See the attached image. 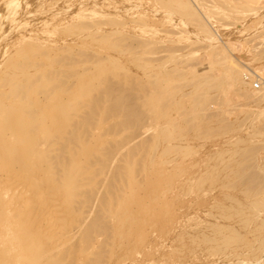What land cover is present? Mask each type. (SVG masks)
<instances>
[{"label":"rangeland","instance_id":"374dc122","mask_svg":"<svg viewBox=\"0 0 264 264\" xmlns=\"http://www.w3.org/2000/svg\"><path fill=\"white\" fill-rule=\"evenodd\" d=\"M59 1L61 2V0ZM59 1H56L55 3L52 2L54 3L55 7L49 6L53 5L52 3L48 4L49 9L47 8L46 13L50 12V7L55 12L51 10L50 14L52 16L49 14L50 18L48 20L50 22H45L43 25L44 27L40 28V32L42 36L44 35V38L42 37L44 40V45L46 44V46H48L49 44H51L48 47H57L53 48L56 51H53L52 49V52L50 53L53 60L56 61V64L50 66L48 70V73L53 76V79L50 81V83H56L55 81L61 80L63 81L61 84L62 89L68 90L69 88L70 91L68 90V92H66L61 89V85L59 84L61 82H57V85L59 84L60 87H56L55 93H59V95L58 93H56V95L59 97V99L60 97L62 98L60 100H62L63 103H68L69 101L71 102V105L73 103L72 101H75V104L77 103V105H75L74 107L72 106V108H74L75 110L73 112L70 111L71 113H68L70 115H72L73 113V120L75 119V121L71 124V126H64L60 118L59 121L58 119H56V122L54 121L55 126L51 129V135L47 136V139H45L46 143L44 141L42 142L44 144L43 148L48 151V153L46 152V154L43 153L45 149H37L38 151L36 149H32V142L27 146L30 151L34 150V152H32L33 155L29 157H25V155L21 151L17 153V156H9V151L12 150L8 149L10 148V144L8 145V147H1L2 149L0 148V217H4V219H10L12 217L14 221L17 222L18 226L22 225L24 229L21 231L20 236H23L24 238L36 233L38 238L41 240V244L40 247H37L33 253L41 254L56 246L57 250L55 252L58 253V256L56 257H58L61 262L64 261L65 264H115V262L116 264H264V250L261 249V251L259 249L260 247H264H262V245L259 247V245L261 244L260 241L264 240L262 239V237H264V212L250 214L244 219V222L247 223V228H243V230L241 231L246 235V238L248 240L245 239L239 243L232 236L231 229V225L234 226V222L236 221L235 216L237 214V211L235 209H224L222 207L216 210L211 208L214 200L220 199L223 194H235V188H218L219 191L215 188L216 191L210 190L211 192L209 191L208 195L204 192H199L198 194L189 193L188 186L186 191L188 180L184 174L180 175L181 172L179 168L176 169L177 171L175 169H173V171H167L166 169H162L159 171L158 168L161 165H159L158 162L156 163V161H154L155 159L153 158V163H148L149 170L147 169V171H145L142 167V169H140L143 171L139 169L144 159L146 162L148 159L152 161L150 159L152 158V149H150L151 145L148 143L151 141L150 139L155 138L159 134H163L164 130L168 128L165 127L164 124H168L170 127H172V125H170L171 123H165V120L167 118L165 119L161 117V119L155 113L154 116H151L154 111H150L149 105H151L150 101H152L155 96L156 99L157 96L161 97L162 95L165 98V94L166 97L170 96L168 98L170 100L169 102H173L171 106L172 109H174L173 107L179 104L178 102H181L183 104V108L185 107L184 109L181 107L182 104L180 103V106H177L178 109H174V111L176 110L175 113H173L172 110V115H175L174 117L178 118H174L177 120V123L173 121L175 123H172L174 124L173 127L178 124V126L180 127V131L183 127L181 131L182 133L184 132V128L187 132L189 129V134H191V136L195 133V131L194 133H192L193 129L198 128L197 131H199V134L197 131L196 132L201 136L202 139H194L192 141L193 145L197 146L198 148L197 152L199 154L195 156L196 158H206V161L209 163V165H215L216 156L219 151L229 150V148H232L231 144L233 136L231 135H234L232 132H224L221 123L219 125L218 121H216L217 124H215L214 121L216 120V118H218L220 114L222 115V113H224L229 120H234L236 117H238L243 108L244 110H246L247 108V111L249 110L255 112H259L263 108H261L260 106L253 107V105H251L252 101L250 102L247 99L245 101L242 96H239L238 91L234 86L232 87V89L231 86L228 87L226 83H224L223 86L226 85L227 87L225 86L223 87V89L219 88L217 92L222 91L223 94L225 90V92H229L231 101L228 102V104L226 103L225 96L222 94V92L221 94L217 93L214 103L211 101L206 102L202 100L205 99V95L202 92L199 94L195 90H193L192 88L195 89V87H193V83L196 84V82L202 80L204 74L206 75L212 73L211 75H222V68L221 66L214 63V50L212 52V49L208 45L209 43L207 42V40L202 37V35L200 38L199 32L197 31V29H195L194 26L193 32L191 31V25L193 23L188 21L189 24H185L180 28H183L181 30L182 34L181 32H177L175 33L176 36L174 35L172 28H176L174 31H177L178 28L174 25H176L177 22L178 24H181V22L179 21L181 19V21H183L185 18H180V14L176 15L175 13V19L172 20V18H174V12L170 14L171 16L168 14L170 16L168 17V15L165 14V11L162 8L160 9L159 0H70L74 1L71 3H68L67 0H62V3H59ZM224 1L225 2H223V7L230 10V14H232L231 18L229 19H233L231 21L235 22H232L231 25L229 24L230 27H228L229 25L226 24L228 30L224 29L225 31H222V33L224 34L222 35L221 40H229V43H231L233 46V48H231L233 54H238V57L243 61L245 59L248 60L247 62L245 60V62L249 64L252 69L260 72L259 74H264V60H262L264 58H259V60L257 59V61L255 59L254 61H250L252 60L251 56L257 53V55L263 53L262 57H264V0ZM36 3L37 1H35V4ZM63 3H65V5L61 6ZM220 3H222V0L220 1ZM78 12H81L82 14H77ZM102 12L103 14H101ZM52 13H55V16ZM45 15L47 16L48 14ZM56 16L58 17L54 20L53 18H55ZM167 17L168 20H166ZM57 19L59 20L57 21ZM229 19L225 20L230 23ZM143 22L145 23V26L143 25ZM160 22L162 23L160 24ZM73 23L74 27H71L73 28L72 31L71 29H69L70 31H67V27ZM157 25L160 29H165L166 27V31L164 32L161 29L162 32L160 33V35H154V32L149 33L150 27H154ZM54 26H56V28L59 26V29L56 30L55 28L54 30ZM45 27L47 30L45 29ZM145 27L148 28L146 29ZM169 27L172 30L170 32H173L172 34L168 32V30L170 29L167 28ZM45 31L47 36H45ZM145 31L147 34H149H143L145 33ZM184 31L188 35L184 33ZM48 32L53 33L50 34ZM55 35H57L58 37ZM150 35L152 37L154 35L155 37L152 38ZM48 37H51L52 42L49 41L50 39ZM189 37L191 40L189 39ZM62 38L64 41L62 40ZM162 38L170 39L163 40ZM160 39L161 41L163 40L164 43L160 42ZM170 40H175V42H178L173 43V41H171V44ZM188 40H190V42L192 43L189 42V44L188 42H185ZM142 41H145L146 43ZM149 41L155 42L156 44ZM147 42L149 43L147 44ZM139 43L141 47L144 46V48H150V50L148 49L147 51H145L146 49L138 46ZM150 43L152 44L153 48L151 45L149 47ZM167 43L168 45L171 44V46L174 45L173 49H175V51L172 50L171 46H169L171 47V49L169 50ZM158 45L160 48L158 47ZM161 45L165 46V48L167 47L165 50L166 56L175 54L174 58L170 61L171 64L168 63L169 65H167L166 67L172 68L173 64L175 65V67L176 64L180 65H177V68L179 67V69H177V73H175L176 69L174 68V74L172 72L171 77L173 78L177 74H179L175 77L176 79L174 78V83L179 82L184 85L186 83V86H184V88L186 87L185 90H182V97L180 96V91L179 96L177 94V97L175 96V98H171L175 95V92H172L173 90H170V87H172V85L170 86L165 83V85L163 83L162 85L164 87L168 86L167 89L171 91V94H168V92L166 93L167 89L165 87V89L162 88V90L164 89V93L162 92V94L160 93L161 90L159 92L156 90V92L160 93L161 95L154 94L155 96H149L152 91L146 81L148 80V76H145L146 74H143L144 76L141 73L140 75L142 76L138 74L139 72H141L137 69L138 51H143L144 49V52H142L144 54L139 53L143 55V58L147 57L148 54L151 55L154 52L158 54V57H163L165 56V51L161 52V49L164 50L165 48H162ZM183 46L184 48L183 50H181ZM176 48H178V50ZM151 49L153 52L151 51ZM153 49L156 50L154 51ZM233 49H235L236 51ZM34 50L37 51V49ZM145 52L148 53L146 54ZM176 53L180 56H177ZM183 53H185V56H191L190 58L186 56V62L184 60L185 56L183 55ZM157 54L155 58H158ZM150 55L147 58L153 60L154 57L151 58ZM234 56L236 55L234 54ZM181 57L183 59L182 62L180 61ZM188 58L191 60H188ZM147 60L145 61L147 62ZM164 69L165 68H157L156 71H152V73L154 75L155 72L158 73L159 70L161 72ZM181 69L182 71L179 72V70ZM184 69L186 74L188 70L196 71L197 74L200 72L199 70H201L203 74H199L202 77L200 78L199 75L195 74V81L193 80V76L191 78L188 77L189 79H187V75L185 74ZM83 72V76H85V72H88L84 80L81 79L82 77L79 78L81 76L80 74ZM183 75L186 76V78L182 81L180 80L181 82L178 81V78H180V76L182 77ZM74 76L75 78H73ZM184 76L182 78H184ZM86 79H89V81L91 79L89 84L91 82H93V84L91 83L88 87H85L83 83H85ZM68 85H70L71 88ZM72 85H74V88L72 87ZM82 85H84V88L87 91H89L88 89L90 88V90H92V94H88L87 96L85 95V97H83L84 95L81 96L80 94L84 93V91L83 93H81L80 88L82 87ZM139 85H142L144 89L139 87ZM162 85H160V87ZM188 85H190V87ZM76 87H78V89ZM180 88L181 87L179 86V90ZM71 89L73 91H71ZM146 89H149L150 92L148 90V92L145 91ZM44 91L45 88L38 87L37 89H33L30 91V97L34 100L40 99L41 101H43L45 99ZM190 91H194L197 95H195L194 97V92H192V96L195 99H193L192 96H189L188 93H190ZM70 92H73V97H71L72 95L69 94ZM144 92L146 93L144 94ZM67 93L69 96L67 95ZM77 93L79 96H74ZM187 94L188 96H186ZM65 95H67L66 97L68 98V101ZM70 97L71 100L73 98L72 101L70 100ZM150 97H152V100ZM160 99H162V97ZM190 101H197L198 103H200L199 105L202 104V106L198 105L199 107L197 108H195V106L194 111L193 109H191V106H193V104ZM201 101H203V103H201ZM167 102L168 101L166 100L164 103L166 104ZM164 103L162 104L165 105ZM167 106H170V103ZM258 107H260V110H258ZM187 108L191 109L193 112L191 110H188ZM186 109L188 111H186ZM176 112H178V114H176ZM149 113H151V115ZM184 113L186 114L184 115ZM180 115L183 116V119L187 117L186 122H188V124L184 122L185 120L180 118ZM45 116L47 117V121L52 126V112L48 111ZM191 116L193 118L188 120V118H190ZM168 118H171V115H169ZM85 119L88 120V122L84 121ZM162 120L164 122H162L163 125H161L165 127L164 129L162 126L160 127L159 123ZM204 120H206V122ZM153 121L154 124L151 123ZM209 121L211 125L209 124ZM184 124L186 125V127ZM154 125L159 126L160 128L158 129H161L162 131L160 130V132ZM178 128H176V131L179 132ZM141 130H145L147 132H142ZM250 131L251 130L247 128L245 131H243V133L246 136ZM40 132L42 135L40 134ZM42 132L43 131L38 130L35 137L39 136L37 139L42 137L45 131L43 133ZM153 134H156V136ZM134 136L137 137L135 138ZM149 137L151 138L149 139ZM112 140H116V143H114L113 145L110 144L111 146L107 147L108 143H113ZM144 140L147 141V143L149 144L148 146H146L147 143ZM119 142L120 144H122L121 146L126 145L124 146L125 148L121 147ZM141 142H143V147L146 144V148L144 147L145 150H143L145 151V154H143V151L141 150V153L143 154L142 157L144 158L143 160H140L142 157L138 159L139 162L141 161V164H139L138 162L139 165H137V188L133 191L134 197H132V200L134 199V201L131 200V207L135 213L137 225L134 227L132 234L122 236V240L125 241V245L122 249H117L115 241L117 235L113 230V220L107 217V215H105L107 214L106 211L97 205L107 198L108 191L113 184L115 173L119 170L121 171V163L124 154H126L127 150L135 148V146L141 147ZM227 142H230L231 144H228ZM126 143H128V145ZM67 145H73L72 149H79L83 153V155L77 158L79 160H82L81 162L84 163L85 167L83 168L85 171H82L85 172V174H83V172L82 174L85 176L83 179H80V181L82 180V185L80 184L82 190H80L81 192L78 190L80 193L78 192L79 194L76 195V197L78 196L77 198L79 199V197L82 198L83 196H87L88 198V196L90 195L91 197L92 194V196L94 197H91L92 200L89 197V202L85 201L86 198H82L87 204L89 203V206H86V203L84 201H82L81 204V199H76L77 201H79L78 203L81 206L76 202V200H73L72 203L75 201V204H72L70 201L71 199L68 197V195L66 194L67 197L65 196L63 189L59 190V176L57 177L56 173L60 174V172L54 173L55 168L53 158L54 155L56 156L58 153L63 154V156L65 157H68L69 153H65L64 151L65 148L70 147ZM80 146H83V149H80ZM118 147H120V149ZM143 147H141V149H143ZM6 148L9 151L6 150ZM59 148H64V150L62 151V149ZM138 149L140 150V148ZM243 149L244 151H241L237 154L236 160L230 158L226 162V166H230L231 168L234 167L237 170L230 176L227 175L225 171L218 172L217 175L220 174L219 176L221 177L229 178L227 179L230 181L229 186H234V184H237L236 177L238 175L242 174L244 171L251 172L252 177L255 178H252L251 182L253 197L249 198L250 200L264 202V139L259 138L254 140H247V142L243 146ZM146 150L149 152H146ZM2 151H4V154ZM139 152L137 151V153ZM153 152L156 151L153 150ZM146 153L149 156H147ZM155 155H157V153ZM106 156H110L108 157L110 160H107ZM104 158L106 159L108 164H105L106 161ZM89 159L92 160L90 161L92 163L90 165L87 164V161H89ZM102 160H104L103 163L106 167L104 166V164L102 165ZM149 164L151 165L149 166ZM87 165L88 167H86ZM154 166H156V168ZM101 167H105L104 170H102L99 175L95 176V173L99 172V170H101ZM150 169L153 171H151ZM157 173L160 175H158ZM166 181L169 185V188L167 184V187L165 186V184H163ZM182 181H184L185 183H182ZM246 183H248L247 178H243L239 185L243 186ZM162 185H164V187ZM93 186L97 188L94 187V189ZM88 188L91 189V191ZM85 189L89 190L91 193L88 192L89 194H87ZM173 197L175 198L174 200L172 199ZM241 198L243 199L244 197L241 196ZM88 199L86 200L88 201ZM226 203H228V199L225 204ZM82 208L84 209L82 210ZM213 211L216 214L214 216H212L211 214ZM99 215H104L103 217H106L103 220L101 219L102 217L98 218ZM95 218L96 220L94 221ZM98 219H101L104 223H101L100 221L98 225ZM93 222L95 223L93 224ZM95 225H98V228L100 229L102 228V234L96 233V231H94L92 227L96 228L97 226L95 227ZM89 227L93 230H91ZM211 227H213L217 232L218 230H223V235L221 237L227 235L228 238L226 237V239L221 241V239L216 240L214 238L217 236V234L212 237L204 236L203 232L205 230L208 231ZM6 229V226L0 225V232L5 233ZM89 229L91 231H89ZM86 230L88 231V233H91L92 231L93 232L90 236H86L85 234L86 239H84L85 236L83 237V235L87 232ZM218 237L220 238V236ZM248 241L250 242L253 249L256 250L257 248L254 247H259L256 252L257 254L255 252H253L255 253V255L253 253L250 254L249 249L248 251L247 249H242L240 251L237 250V246L240 245L243 247V245H246ZM238 243L239 245H237ZM258 250H260L261 253H259Z\"/></svg>","mask_w":264,"mask_h":264},{"label":"bare ground","instance_id":"6f19581e","mask_svg":"<svg viewBox=\"0 0 264 264\" xmlns=\"http://www.w3.org/2000/svg\"><path fill=\"white\" fill-rule=\"evenodd\" d=\"M35 1H37L36 4H35ZM56 1H59V0H44V1L43 0H0V148L1 147H8V145L10 144V148H8V149L9 150L12 149V150L9 151L6 148V150H8L10 152V154H8L9 156H14V155L17 156L18 155L17 153L20 151L25 155V157H29V156L33 155L32 152H34V150L30 151L29 148L27 147L28 144H31V142L34 146V147L31 146L32 149H36V150L37 149L38 150L45 149V148H43L44 144L42 142L43 141L45 142L46 141L45 139H47V136L51 135V132H52L51 129L55 126L54 123L56 122V119H58V121H59V118H60L62 120V123L64 126H71V124L75 121V119L73 120V113H72V115L68 114V113H71L75 110L74 108H72V106L74 107L75 105H77V103L76 104L74 103L75 101H72L73 98L71 100V97H73V95H72L73 92L69 93L70 95H72L70 97V100L73 102L72 105H71L70 101H69L70 103L69 102L63 103L62 100H60L62 98L60 97V99H59V97L56 95V93H58V92L55 93L56 87L57 86L60 87V85L62 84L63 81H61V80L55 81L54 80L56 83H53V82L50 83V81L53 79V76L48 73V70H49L50 66L56 64V61L53 60L50 53L52 52L53 48H57V47L56 46L55 47H48L51 44H49L48 46H46V44L44 45L43 44L44 35L42 36L41 32H40V28L44 27L43 26L44 23L49 20L50 15H51L50 14L51 10L54 11L50 7V10H49L50 12L46 13L47 8H48V4H51L52 2L55 3ZM103 1H106V0H103ZM220 1L221 0H159L160 9L162 8L165 11L166 15H168V14L170 15L171 13L174 12L173 15L175 13H176V15L180 14L179 15L180 18L181 17L183 19L185 18L183 21H181L182 19L179 21V22H181V24H178L177 21H174V22H177V24L174 26H176L179 30V31L178 30L174 31L176 28H172L174 35L177 32H181V34H182L181 30L183 28L182 29H180V28L182 26H184L185 24L186 25L189 24V22L193 23L192 25L190 24L192 26L191 31L193 32V29L195 27V29H197V31L199 32L200 38L202 35V37H204L207 40V42L209 43L208 45L212 49V52L214 50L213 53L215 55L214 56L215 62L214 61L213 62L215 64L221 66V68H222L221 69L222 75H220V76H217L215 74L211 75L212 73L206 74V75L204 74L203 75L204 77L202 78V80H200L199 82H196V84L193 83L195 85V86L193 85V87H195V89L194 88H192V89L195 90L199 94L202 92L205 95V99H202V100L206 101V102L211 101L214 103L215 99H216L215 96L217 95V93L221 94V92H222L221 90H219L221 92H217L219 88L223 89V87H225L226 85L228 87L231 86V88L234 86L237 89L239 96L240 97L242 96L245 99V101H246V99L249 100L250 102L252 101L251 105H253V107L254 106H260L263 109L260 110L259 109L260 107H258V110H260V111L255 112V111H249V110L247 111V108H246V110H244V108H243L241 110V113H240L241 115L239 114L240 117L238 115V117H236L234 120H229L225 116L224 113H222V115L220 114L219 117L217 115L218 118H216L214 123L217 124L216 121H218L219 125L221 123L222 129L224 132H232L234 134V135H231V136H233L232 144L230 143L231 141L229 143L227 142L228 144L232 145V148H229V150L219 151L217 153V156H216L215 165H209V163L206 161V158H201V157L196 158L197 154H199L197 152L198 148H197V146L193 145L192 141L194 139L195 140L202 139L201 136L198 135L199 134V131H197L198 128H196V129L194 128L195 130L193 129V132L191 131L192 133H194V131H195V133L192 134V136H191V134H189L190 133L189 129L187 132V131H185V128H184V132L182 133L181 131H182L183 127L181 128V131H180V127L178 126V124L175 125V127L176 126L179 127V128L176 127V128H178L179 132L176 131L175 127H173V125L175 123H177L176 119H178V118L174 117L175 115L174 116L172 115V110H173V113H175V111L178 109L177 106H180L179 104L181 102H178L179 104L176 103L177 106L174 105L175 107H173V108L176 109L174 111V109L171 108L173 102L172 101L169 102L170 100L168 97H170V96L166 97V94H165V98L162 95L161 96L162 99H160L161 97H158V96L156 99V96L154 95V94L161 95L162 92L164 91L165 87L167 89L168 86L164 87L162 85V83L163 84L165 83V84L170 85V86L172 85V87H173V88L170 87V90L171 91L173 90L172 92H175V95L174 96L171 95L172 96L171 98H173V97L175 98V96L177 97V94L179 96L180 91H181L180 96L182 97V94H183L182 90H185L186 87L184 88V86H186V83H185V85L181 84L179 82H178L179 84L174 83V81H175L174 78L176 76H178L179 74H177L173 78L171 77L172 72L174 74L173 70L176 69L175 73H177V69H179V67L177 68L178 64H176V67L173 63H172L173 67L170 66L172 68L166 67L167 65H169L168 63L171 64L170 61L174 58L175 54H171V55L166 56L165 50L167 47L165 48V46L161 45L162 48L163 47L165 48L164 50L161 49V52L165 51V53H164L165 56L158 57V54L156 52H154L152 54L156 53L158 58H155L156 54L155 55L148 54L147 57H149V55H150L151 58L154 57L153 60L148 59L147 57L143 58L142 54H144V53H142V52H144V49H146L145 51H147L148 49L150 50V48H144V46L141 47V45L139 43L138 46L141 48H144V49H143V51H138V53H137V69L141 71L138 74L140 75V73H141L142 75L146 74L145 76H148V78H147L148 80H146V81H147V84L149 85V87L152 91L149 94V96L150 95L155 96L153 98V100H152V97H150L152 101H150L151 105H149V108H150V111L153 110L154 112L152 115H151V113H149V114L151 116H154V113H155L159 118H161V117L165 118V119L167 118L165 120V123L166 124L168 122L171 123L170 125H172V127H170L168 124L167 125L164 124V126L168 127V128H166L164 130L163 134L158 135V133H157L158 136H156V134H153L156 136V137L154 136L155 138L149 137V139L151 138L150 139L151 141L148 143L151 145L150 149H152V155L154 153L153 156L156 157L155 158L151 155L152 158H150V159L152 161H150L148 159L149 162H148V160L146 162L144 159L142 164H141V161L140 162L138 161V159H140L142 157V155L145 154V151H143V150H145L144 147L146 144L143 147V142L140 143V144H142L141 147H143V149H141L140 146L139 147L135 146V148L127 150L126 154H124V156L122 158L121 171L119 170L115 173V175H114L115 177L113 178L114 179L113 184L111 185L110 190L108 191L107 198L105 200H103L102 202H100L101 205H100V203H98V205H97L106 211L107 214H105V215H107V217H109L110 219L113 220V222H112V223H114L113 224V230L115 231V233L117 235V238L115 239L117 249H122L125 245V241L122 240V236L132 234L134 227L137 225L135 213L131 207V204H132L131 200H132V197H134L133 191L137 188V180H136V174H137V170H138L137 165L141 164L140 167L138 166L139 169L142 167L143 170L147 171L148 163H151V162L153 163V158L155 159L154 161H156V163L158 162V164L161 165L158 168L159 171L162 169H166L167 171L168 170L173 171V169L176 170L179 168L180 172H181V174L180 173L179 174L180 175L184 174L188 180V185H186V191H187V186H188V192L189 193H197L198 194L199 192H201V193L204 192L205 194L207 193V195H208L209 194L208 192L210 190L216 191V189H218V188L219 189L220 188L221 189L222 188H228V189H230V188L234 189L235 188L236 189L235 194H223V196L220 197V199L214 200L213 204L212 203H209V204H212L211 208H213L215 210L222 207L224 209H235L237 211V214L235 216L236 221L234 222V226L231 225V229H232V236L239 243L245 239L248 240L246 238V235L243 234L241 231V230H243V228H247V226H246L247 223L244 222V219L246 217H248L250 214L264 212V202H260L257 200H250V198H249V197H253L252 188H251V182H252L253 177L251 175L252 174L251 172L244 171L242 174L238 175L236 177V183L237 184H234V186H232V185L229 186L230 181L227 180L229 178L221 177V176H219L220 174L217 175L218 172L225 171L227 173V175L230 176L231 174H233L237 170L234 167L231 168L230 166H226V162L230 158L231 159L233 158V160H236L237 154L241 151H244L243 146L245 145L247 140H254V139H259V138L264 139V90L257 89L255 87V83H254V77H255L256 73H260V72L252 69L251 66H249V64L246 63L248 60H246L245 57H244V59L246 60V62H245V60L243 61L241 58H239L238 54L234 53L236 55V56H234V54L232 53V49H231V48H233V46L231 43H229V40L228 41H225L224 39H223V41L221 40L222 39L221 37L224 34V33H222V31L224 29L228 30L227 25H229V24L231 25L232 22H235V21H231L233 19H231V20L229 19V18H231L232 14H230L231 13L230 10L225 9V7H223V2H225V1L222 0V3H220ZM67 2L71 3L74 1L67 0ZM54 3H52L53 5H49V6H54ZM59 3H62V0H61V2L59 1ZM65 3H63L61 6L65 5ZM33 4H35V5H33ZM262 9H263V7H262ZM58 10H60V9H58ZM259 11H261V10H259ZM45 14H48V15L46 16ZM52 14H54V16H55V13H52ZM77 14H82V13L78 12ZM101 14H103V12ZM169 15H168V17L171 16V15L170 16ZM57 17L58 16H56L53 19L55 20ZM168 17L166 20H168ZM173 17L174 18L171 17L172 20L175 19V15ZM176 18H178V17H176ZM225 19L226 20L229 19L230 23L227 22ZM234 19H235V17H234ZM54 20H52V21H54ZM58 20L59 19H57V21ZM163 20H164V18H163ZM185 20H187V21H185ZM48 22H50V21H48ZM55 22H54V24H55ZM161 23L162 22H160V24ZM144 24L145 23L143 22V25ZM156 24H158V23H156ZM71 25L68 26L69 28L67 27V29H68L67 31H70L69 29H71V31H72L73 28H71V27H74L73 26L74 23ZM167 25H168V23H167ZM170 25H171V23H170ZM230 25L228 27H230ZM47 26H49V25H47ZM188 27H189V25H188ZM55 28H56V26H54V30H55ZM141 28H143V27H141ZM45 29H46V27H45ZM57 29H59V26L56 28V30ZM161 29L157 25L154 27H152V26L150 27V31H152V32H150L149 29H148V31H149V33L154 32V35H157V34L160 35V33L162 32ZM167 29H170V30H168V32L172 31L170 27ZM162 30L165 32L166 27H165V29L163 28ZM189 30H190V28H189ZM41 31H42V29H41ZM146 31H145V33H143V32L142 33L147 34ZM186 31H188V30H186ZM173 32H170V34H172ZM48 33H50V32H48ZM52 33H50V34H52ZM184 33H186V32L184 31ZM45 34H46V31H45ZM154 35H153V37L151 35L150 36L152 38H154L155 37ZM45 36H47V34ZM53 36H54V34H53ZM55 36H57V35H55ZM58 36H59V34H58ZM64 36H66V35H64ZM163 36H165V35H163ZM179 36H180V34H179ZM194 36H195V34H194ZM193 37H192V39H193ZM53 38H55V37H53ZM49 39H50L49 41L52 42L51 37ZM165 39L166 38H164L163 40H165ZM168 39H170V38H167L166 40H168ZM189 39H190V37H189ZM62 40H63V38H62ZM163 40L161 41V39H160L159 41L163 42ZM190 40L185 41V42L189 43ZM47 41H46V43H47ZM171 41H173V40H170V43H171ZM142 42H145V41H142ZM149 42H152V41H149ZM149 42H147V44ZM177 42L178 41L175 42V40L173 41V43H177ZM152 43L156 44L155 42H152ZM165 43H166V41H165ZM190 43H192V42H190ZM171 44L168 45V43H167L168 47L171 46ZM56 45H57V43H56ZM150 45L152 46L151 43L149 44V47H150ZM206 45H207V43H206ZM173 46L174 45L171 46L172 50L175 51V49H173L174 48ZM146 47H148V46H146ZM158 47H159V45H158ZM171 47H169L168 49L170 50ZM152 48H153V46H152ZM183 48H184V46L181 48V50H183ZM34 49H37V51ZM176 49L178 50V48H176ZM140 50H142V49H140ZM169 50H167V51H169ZM181 50H180V53H181ZM233 50H235V49H233ZM53 51H56V50L53 49ZM151 51H152V49H151ZM151 51H150V53H151ZM139 53H142V54H139ZM145 53L147 54L148 52H145ZM184 54L185 53H183V55ZM257 54H254L252 56L250 55L252 57L251 58L252 60H250V61H254V59L257 61V59L259 60V58L260 59L264 58V57H262L263 53H261L260 55H257ZM178 55L179 54H177V56ZM186 56L184 57L185 62L187 60L186 58L189 57V55L187 57ZM145 58H147L150 61H148ZM189 58H188V60H191ZM176 59H177V57H176ZM145 60H147V62ZM182 60L183 59L181 57L180 61L182 62ZM262 60H264V59H262ZM185 62H184V64H185ZM175 63H176V61H175ZM192 65H194V64H192ZM178 66H180V65H178ZM157 68L158 69L159 68L160 69L165 68V69L162 70L161 72L159 70L160 73L155 72L157 74L154 73V75H153L152 71H156ZM182 68H184V67H182ZM191 68H193V67H191ZM181 71H182V69L179 70V72H181ZM199 71H198L199 73H202L201 70H199ZM184 72H185V69H184ZM87 73L88 72H85V76ZM199 73L197 74L196 71H192V70H188L187 74L185 72V74L187 75V79H189L193 76V80H194V77L196 76L195 74L199 75L200 78L202 77ZM82 74L84 75V72L80 74L81 76L79 78L82 77L81 79L84 80L85 76H83ZM142 75H140V76H142ZM182 77L180 76V78H182ZM69 78H72V77H69ZM73 78H75V76ZM79 78H76V79H79ZM138 78H140V77H138ZM180 78H178L179 79L178 81L184 80L186 78V76H184V78H182V79H180ZM70 80H73V79H70ZM90 81H91V79H90ZM90 81H89V79L85 80V83H83L85 85V87H88L91 83L93 84V82H91L89 84ZM196 81H198V80H196ZM57 82L58 83L61 82V83H59L60 85L59 84L57 85ZM173 83H174V86H173ZM224 83H226V85L223 86ZM175 84L178 86H176ZM190 84H192V83H190ZM53 85H56V86H53ZM84 85H82V87L80 88L81 93H83V91H84V93H86V94H84V93L80 94L81 96L84 95L83 97H85V95L87 96L88 94L89 95L92 94V90H90V88L89 89L87 88L90 92L87 91L84 88ZM160 85H162L163 87L162 86L160 87ZM68 86H70V85H68ZM73 86L74 85H72V87ZM179 86L183 89L180 88V90H179ZM188 86L190 87V85H188ZM38 87L39 88H45V91H44V94H45L44 98L45 99L43 101H41L40 99L34 100L33 98L30 97V91L33 89H37ZM139 87L143 88L142 85L141 86L139 85ZM158 87H160V88H158ZM70 88H71V86H70ZM76 88L78 89V87H76ZM76 88H75V93H76ZM162 88H164V89L162 90ZM61 89H62V85H61ZM62 90H64V89H62ZM68 90H69V88H68ZM68 90L65 89L64 91L68 92ZM139 90H140V88H139ZM147 90L150 92L149 89H146L145 91H147ZM156 90L158 92L161 90V92H160L161 94L156 92ZM167 90H166V93L168 92V94L169 93L171 94V91L170 90L167 91ZM174 90H177V91H174ZM71 91H73V90L71 89ZM78 91H80V90H78ZM225 91H224V94H223V92H222V94L225 96L226 103L228 104V102H230L231 100L229 97V92H225ZM66 92H64V93H66ZM87 92H89V93H87ZM176 92H178V93H176ZM192 92H194V91H192ZM192 92L190 91V93H188L189 96H192ZM62 93H63V91H62ZM78 93L74 96H76V97L79 96ZM145 93L146 92H144V94ZM184 93H187V92H184ZM188 94L186 96H188ZM58 95H59V93H58ZM67 95H68V93H67ZM67 95H65V97ZM141 95H142V93H141ZM141 95H140V97H141ZM193 95L195 97V95H196L195 92L193 93ZM194 97H193V99H195ZM163 98H164V100H163ZM66 99L68 101L67 97H66ZM179 99H178V101H179ZM162 100H163V102H162ZM166 100L168 101L166 104L168 105L170 103V106H167L164 103ZM198 101H200V100H198ZM203 101H201V103H203ZM190 102H192V101H190ZM162 103H164L165 105H163ZM192 104H193V106H191V109H193L194 111H195V108L202 106V104L199 105L200 103H198L197 101L196 102L193 101ZM224 104H225V102H224ZM181 107L183 108V104L181 105ZM255 108H257V107H255ZM70 109H73V110H70ZM183 109H181V110H183ZM187 109H186V111L191 110V109H188V110ZM196 110H198V109H196ZM251 110H252V108H251ZM48 111L52 112V114H53L52 126L47 121V117L45 116V114ZM176 114H178V112H176ZM185 114L186 113H184V115ZM188 114H190V113H188ZM169 115H171V118H168ZM89 117H91V116H89ZM182 117L183 116H181L180 118H182ZM174 118H176V119H174ZM191 118H193V117L191 116L190 118H188V120ZM208 118H209V116H208ZM163 120L161 122H159L160 127L163 125L162 124V122H164ZM183 120H185L184 122L188 124V122H186L187 117L184 118ZM84 121L88 122V120H86V119ZM204 121L206 122V120H204ZM86 122H85V124H86ZM62 123H60V124H62ZM151 123L154 124V121ZM155 123H156V120H155ZM172 123H174V124H172ZM179 124H181V123H179ZM209 124L211 125L210 121H209ZM157 125H159V124H157ZM164 126H162L163 129L165 128ZM155 127H157V129L160 128L159 126H155ZM185 127H186V125H185ZM151 128H153V127H151ZM247 128H249L251 131L248 132V134L245 136L243 131H245ZM149 129H146V130H149ZM34 130H35V132H34ZM36 130H37V132H38V130H41L43 132L45 131L44 133L42 132L43 136L40 137L39 139H37L39 136L35 137L37 135ZM158 130L160 131L161 129H158ZM143 131L147 132L145 130H143ZM196 131L198 132V134ZM142 132H140V133H142ZM140 133H138V134H140ZM40 134H41V132H40ZM33 135H34L35 139L33 138ZM134 137L136 138L137 136H134ZM112 141H113V143L112 142L108 143L107 147H110L111 146L110 144L113 145L114 143H116V140H112ZM144 141L147 143L146 140H144ZM120 142H119V144H120ZM130 142H131V140H130ZM148 143L146 146L149 145ZM126 144L128 145V143H126ZM121 145L122 144H120V146ZM67 146H70V145H67ZM72 146L73 145H71L70 147H67V148L64 147L65 150H64V148L63 149L59 148V149H62V151L64 150L65 153L68 152L69 153L68 157L63 156V154H60V153L57 154L56 153L57 155L56 156L54 155L55 159L53 158V160H54L53 163H54V168H55L54 173L60 172V174L56 173L57 177L59 176L58 177V182L60 183L59 190L63 189L65 196L67 194L68 197L71 199L70 200L71 203L73 200L78 199L77 198L78 196L76 197V195H78L81 192L80 190H82L81 189L82 187H80L82 185L81 184L82 180L80 181V179L81 178L83 179L85 176V175H83V174H85V172L82 171V170H84L83 167H85L84 163L81 162L82 160H79L77 158V157L83 155V153L79 149H72L73 148ZM124 146H126V145H123L121 147H124ZM118 148L120 149V147H118ZM124 148H122V149H124ZM138 148H140V150ZM59 149H56V150H59ZM80 149H83V146H80ZM141 150L143 151L142 152L143 154L141 153ZM148 150H149V148H148ZM153 150L156 152H153ZM137 151L138 152L140 151L139 152L140 154L137 153ZM2 152L4 154V151H2ZM46 152L48 153V151H46V149H45L43 153L46 154ZM146 152H149V151L146 150ZM38 153H40V152H38ZM156 153H157V155H155ZM5 154H7V153H5ZM137 154H138V156H137ZM139 155H141V156H139ZM146 155L149 156L147 153H146ZM110 156H108V157H110ZM108 157L106 158L107 160L109 159ZM143 158L144 157H142L140 160H143ZM106 159H105V161H106ZM111 160H112V157H111ZM90 161H92V160L89 159V161H87L88 165L92 164ZM103 161L104 160H102V162H101L102 165L104 164ZM138 162H139V164H138ZM105 164H108L107 161L105 162ZM105 164H104V166H105ZM88 165L86 167H88ZM150 165L151 164H149V166ZM154 167L156 168V166H154ZM104 168L101 167V170H99V172L95 173V176L99 175L102 172V170H104ZM143 170H141V171H143ZM151 171H153V170H151ZM82 172H83V174H82ZM164 173H163V175H164ZM176 173H178V172H176ZM158 175H160V174H158ZM161 175H162V173H161ZM166 176H167V173H166ZM260 176H262V175H260ZM243 178H247V180H248V183L243 185L244 187L239 185V183H241V180ZM158 179H159V177H158ZM171 180H172V178H171ZM260 181H261V179H260ZM183 182L184 181H182V183ZM163 184H165V186L167 184V186L169 188L167 181L164 182ZM162 186L164 187V185H162ZM94 187L95 186H93V188ZM95 188H97V187H95ZM94 189H93V192H94ZM219 189H218V191H219ZM89 190L91 191V189H89ZM89 190H86L87 194H89L88 193V192H90ZM164 191H166V190H164ZM171 191H172V189H171ZM215 191H214V193H215ZM87 194H85V195H87ZM194 195H196V194H194ZM179 196H181V195H179ZM187 196H189V195H187ZM241 196L244 197L245 199L244 198L242 199ZM89 197H90V195L88 196V198ZM91 197H94V196H92V194H91ZM175 197H176V195H175ZM82 198L79 197V199H81V202H80L81 204H82V201H84ZM84 198L88 199L87 196H85ZM90 198L88 199V201L85 199V201L89 202ZM184 198H185V196H184ZM172 199L174 200L175 198L173 197ZM227 199H228V203H230V204H228V203L225 204ZM91 200H92V198H91ZM192 200H194V199H192ZM132 201H134V199ZM76 202L78 203L79 201L76 200ZM73 203L75 204V201ZM192 203H190V204H192ZM86 206H89V203L88 204L86 203ZM91 207H90V209H91ZM84 208H82V210ZM94 211H95V209H94ZM88 212H90V211H88ZM211 214H212V216L216 215L214 211ZM99 216H98V218L102 217L101 219H103V220L106 217V216L103 217L104 215L103 216L99 215ZM84 217H82V218H84ZM3 219H4V217H0V225L6 226L7 229H6L5 233L0 232V264H62V263H64V261L61 262V260L58 259V257H56V256H58V253L55 252L57 250L56 246H54L52 249L47 250L41 254L33 253L34 250L37 247H40V244H41V240L38 238L36 233L29 235L28 237L24 238L23 236H20L21 231L24 229L22 225L18 226L17 222L14 221V219L12 217L10 219H8V218H6L4 220ZM101 219L100 220L98 219V223H97L98 225H99L100 221H101V223H104ZM174 219H175V217H174ZM95 220H96V218L94 219V221ZM94 223L95 222H93V224ZM98 225H95V227L97 226L96 228H94V227H92V228L94 229V231H96V233L102 234L103 233V231H101L102 228L101 229L98 228L99 227ZM92 228H90V229L93 230ZM90 229H89V231H91ZM91 233H88V231H87L86 233H84L83 237L85 236V234H86V236L87 235L90 236V235H92ZM215 234H217V236L214 237L216 240L221 239V241H223L227 237V235H225L224 237H221L223 235V230H218V232H217L216 230H214L213 227H211L208 231L205 230L203 232V235L206 237H212V236H215ZM86 236L84 237V239H86ZM218 236H220V238ZM262 239H264V237H262ZM260 242H261V244L260 245L258 244L259 247L261 245L263 247L264 246V240H262ZM239 243L237 245H239ZM250 247H251V244L248 241V243L246 245H243V247L239 245L236 248L238 251H240L242 249H244V250L247 249V251H248V249H249L250 254H252L253 252L256 253L257 249L259 248V247H254V248H257L255 250L252 247L251 248ZM263 248L260 247L259 249L264 250ZM260 250H258L259 253H261V251H262V250L261 251ZM116 253H118V252H116ZM255 253H253V254L255 255ZM115 264H116V262H115Z\"/></svg>","mask_w":264,"mask_h":264},{"label":"built area","instance_id":"2783aa9c","mask_svg":"<svg viewBox=\"0 0 264 264\" xmlns=\"http://www.w3.org/2000/svg\"><path fill=\"white\" fill-rule=\"evenodd\" d=\"M254 83L257 89L264 90V74L256 73Z\"/></svg>","mask_w":264,"mask_h":264}]
</instances>
